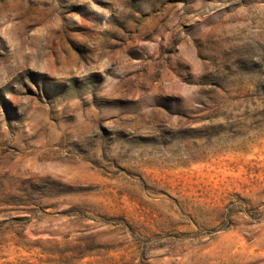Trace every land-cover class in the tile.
Returning <instances> with one entry per match:
<instances>
[{
	"label": "rangeland",
	"instance_id": "1",
	"mask_svg": "<svg viewBox=\"0 0 264 264\" xmlns=\"http://www.w3.org/2000/svg\"><path fill=\"white\" fill-rule=\"evenodd\" d=\"M0 264H264V0H0Z\"/></svg>",
	"mask_w": 264,
	"mask_h": 264
}]
</instances>
